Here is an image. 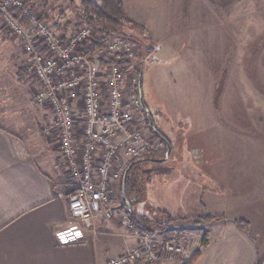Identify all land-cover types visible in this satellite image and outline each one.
Listing matches in <instances>:
<instances>
[{"label": "crops", "instance_id": "1", "mask_svg": "<svg viewBox=\"0 0 264 264\" xmlns=\"http://www.w3.org/2000/svg\"><path fill=\"white\" fill-rule=\"evenodd\" d=\"M245 2L123 0L124 15L125 9L130 14L134 12L139 20L133 26L141 31L143 41L145 37L153 38L156 53L166 59L187 51L194 52L193 60L198 62L199 56L204 53L210 60L223 61L224 66L233 61L228 70L234 72L235 56L232 57L230 52L239 53L242 62L248 56L251 58L250 64H243V70H240L248 84L230 87L215 82L211 91L209 120L219 125V134L227 142L232 141L231 145L236 139L234 137L238 136L236 133H239L237 126L240 132L246 134L264 121V85H257L254 81L264 75V42L259 40L264 32V0L256 15ZM240 8L247 15L246 23H241L245 16L237 12ZM129 21L132 22V19ZM204 30H211V34H205ZM7 35L0 27V264H107L110 258L120 255L134 243V239L107 215L103 205L92 230L76 237L70 236L66 229L70 220L67 195L72 190V182L62 168H54L59 157L55 159L45 153L38 160L33 155H25L7 126L10 125L9 116L5 115L12 106L13 111L17 108L15 104L9 106L11 104L5 103L1 88L10 87L6 78L12 71L11 61L16 48L13 43L20 45L15 37ZM143 41L142 44H147ZM207 45H211L210 49L205 47ZM25 59L29 61L26 55ZM255 60L257 65L252 62ZM210 66H207L209 71ZM217 66L219 69L220 63ZM251 68H258L259 75L251 74ZM220 71L214 69L208 76H218ZM197 124L205 125L202 116L197 117ZM252 144L260 150L259 164L249 163L240 171L246 180L217 195V198L227 196L233 200V214L221 222L208 224L211 240L198 248L200 256L193 264L213 260L216 250L211 253L209 250L215 246L216 237L220 234H223V240L227 236V240H232L237 247L235 255H223V264H255L264 258V141ZM204 194L202 191L201 196L208 198V193ZM236 219L248 223L246 231L234 225L233 220ZM175 226L184 228L179 224ZM214 231L217 233L212 235ZM178 258L159 262L176 264Z\"/></svg>", "mask_w": 264, "mask_h": 264}, {"label": "rangeland", "instance_id": "2", "mask_svg": "<svg viewBox=\"0 0 264 264\" xmlns=\"http://www.w3.org/2000/svg\"><path fill=\"white\" fill-rule=\"evenodd\" d=\"M245 1L251 10L254 9L255 15L263 2V0ZM28 3L39 13L42 10L44 13L49 14L51 20L48 21L50 23L56 20L62 26L61 28L72 29L76 10L75 4L70 0H30ZM38 6H41V9ZM62 11L65 12L64 18L59 15ZM125 11L127 23L136 25L139 18L133 11L131 14L127 9ZM237 12L244 14L243 8L237 9ZM244 16L241 23L247 22V15L244 14ZM130 19H132V22L129 21ZM0 27L5 34H8L1 21ZM150 29L151 27L149 26ZM139 32L141 31L139 30ZM207 32L209 35L211 34V30H204L205 34ZM150 34H152L151 30ZM250 36L252 37L251 34ZM10 37L14 38L13 36ZM135 38H131L134 42L130 40L134 47L130 63L128 64L129 70L125 73L123 86L127 93L134 92V85L140 76L141 86L138 89L137 96L139 99L141 98L146 107L142 112L145 116V128L149 130L146 122L147 113L155 123L154 128L161 136V139L158 138L159 141L155 140V142L159 143V148L163 147L165 143L170 148V157L166 162L153 163L148 167L145 176H149L150 181L144 185V202L140 205H134L133 210L139 213H147L149 216L154 217L155 214L152 210L159 208L169 215L183 218V220L180 219L171 224L167 229L155 231L156 236L154 237L156 239H164L177 230L186 229V231L183 230L184 232H177L185 234L189 259L198 248L205 246L203 243L207 244L211 240V236L208 233L210 225L208 224L212 225L215 222H221L224 219H228L227 216L233 214V207L231 206L233 200L227 196L217 198V195L223 193V191L226 193L230 187L232 188V186L246 180L240 171L248 166L249 163L252 165L259 164L260 150L255 148L256 144L252 143L264 141V121L259 125L257 124L246 134L240 132V127L237 126L239 133H236L238 136L234 137L236 139L231 145L232 141L230 143L227 142L219 134V125L210 122L208 116V114H211L210 102L212 100L213 83L216 82L220 86L230 87L245 86L248 84V80L243 75V71L240 70L243 64H250L251 58L248 56L246 61L242 62L239 53L230 52L232 57L235 56V68L234 72H229L228 69L232 67L233 61H229V66H224L223 61L210 60L203 53L199 56V61L196 62V60H193L194 52L190 53L187 51H183L182 54H174L166 59L164 55L156 53L157 50L154 49L153 43L155 42H152V40L154 41L152 37V40L145 37L143 41L142 33H139V35H135ZM259 40L264 42V32ZM142 41L152 46L142 44ZM260 42H256V44ZM210 46L207 45L205 47L210 49ZM13 47L16 48L11 61L12 71L10 77L6 78L9 79L10 87L1 88L4 91L2 99L5 97V103L11 104L9 106L15 104L17 108V110L13 111L14 107L12 106L10 111L7 112L8 114L5 115L9 116L10 125L7 124V126L11 128V131L16 136L19 149L25 155H33L39 158L40 155L46 153L56 159L59 157V143L53 135L46 136L43 132V127L49 115L47 110L33 101L34 91L38 88V84L29 71L30 63L28 60L26 61L18 42L13 43ZM178 48L179 46L176 49ZM252 62L257 65V60ZM217 63H220L221 66L219 69ZM210 64V71L213 72L214 69L221 70V74L209 77L210 71L208 67ZM18 71L23 74L22 77L20 73H17ZM258 71V68L257 70L256 68L250 69L251 74L259 75ZM215 73L217 74L218 71H215ZM254 81L257 85L262 86L261 83L264 85V75L259 76ZM199 116H202L205 125L197 124V117ZM198 129L200 130L197 131ZM230 145V149L226 150ZM38 160L41 159L39 158ZM132 161H126L124 168ZM123 175L121 174L120 180L112 185L113 194L103 204V208L112 220L117 221L123 227L125 234L133 238L131 229L123 222V216L126 214V208L123 204L125 200H123L122 194ZM202 191L205 194L208 193V198L201 196ZM212 194L215 195L212 196ZM99 213H97L94 222L99 217ZM205 214L223 217L224 219L196 224L195 221L197 222L199 217ZM178 224L184 228L176 227L175 225ZM133 230L137 229L133 228ZM140 230L146 231L141 228ZM216 233L215 231L214 233L211 232L212 235ZM227 239V236H225L223 240V234L216 237L215 246L209 250L210 253L216 250L213 260L210 262L201 260L200 263L223 264V255H235L237 252L236 244L232 240ZM133 246L134 243L123 252ZM158 255H160L158 260L153 261L157 263L154 264H160L159 260L167 261L174 257L181 258H178L179 261L176 264L181 262L184 264L186 262L180 255L163 254L161 250L158 251ZM172 261L175 262L176 260ZM152 263L138 261L131 264Z\"/></svg>", "mask_w": 264, "mask_h": 264}, {"label": "built area", "instance_id": "3", "mask_svg": "<svg viewBox=\"0 0 264 264\" xmlns=\"http://www.w3.org/2000/svg\"><path fill=\"white\" fill-rule=\"evenodd\" d=\"M0 21L29 59V71L38 84L33 101L49 115L43 132L53 135L60 147L54 168H62L72 182L66 229L70 236H79L93 229L124 163L160 146L151 142L145 128L141 99L123 86L129 67L120 62L130 63L134 45L112 36L90 58L83 49L100 40L92 26L66 32L41 18L27 0H0ZM109 59L114 61L100 65V60ZM123 222L131 229L134 246L107 264L152 263L159 250L188 259L184 233L156 239L155 232L141 231L127 214Z\"/></svg>", "mask_w": 264, "mask_h": 264}, {"label": "trees", "instance_id": "4", "mask_svg": "<svg viewBox=\"0 0 264 264\" xmlns=\"http://www.w3.org/2000/svg\"><path fill=\"white\" fill-rule=\"evenodd\" d=\"M75 4L76 13L74 14L72 29L78 26H92L95 29L97 35L100 36V40L95 43L88 44L84 49L83 53L90 58L93 54L101 47L104 46L105 41L112 36L129 39L134 42L131 38H135V35L141 34L136 26H133L125 20L124 10H123V0H70ZM41 9V6H38ZM64 11L59 15L64 16ZM58 15V16H59ZM40 17L45 20H51L49 14L44 13L40 10ZM64 18V17H63ZM49 22V21H48ZM51 24L64 31H70L61 28L58 21L54 20ZM134 36V37H133ZM143 36V35H142ZM136 39V38H135ZM114 60L109 59L108 61L100 60L101 66H107V64L113 62ZM121 65L127 66L125 61L120 62ZM141 71V69H140ZM23 74H21L22 77ZM125 82V81H124ZM141 79L139 76V82L134 86L133 90L136 94L140 88ZM143 103V102H142ZM146 108L143 104V109ZM146 110V109H145ZM146 122L149 128L150 140L155 142L158 138L161 139L158 131L154 128L155 123L146 113ZM162 141V140H160ZM170 148L165 145L161 148L150 149L142 158L133 160L123 168V173L126 171L125 179V193L123 196V204L126 208V214L128 219L137 227L149 231H162L167 229L171 224L183 218L174 217L169 215L159 208H155L152 212L155 214L154 217L149 216L147 213H139L133 210L134 205H140L144 202L145 190L144 185L150 181L149 176H145L148 167L153 163L166 162L169 159ZM219 219H224L223 217H217L212 215H202L199 217L196 224L198 223H210L212 221H218ZM233 223L239 229L244 231L247 230L248 223L241 219L233 220ZM206 245V243H203ZM200 256V251H195L194 254L186 260L184 264H193ZM255 264H264V258L257 261Z\"/></svg>", "mask_w": 264, "mask_h": 264}, {"label": "water", "instance_id": "5", "mask_svg": "<svg viewBox=\"0 0 264 264\" xmlns=\"http://www.w3.org/2000/svg\"><path fill=\"white\" fill-rule=\"evenodd\" d=\"M125 179H126V171L123 175V180H122V194L124 196V193H125Z\"/></svg>", "mask_w": 264, "mask_h": 264}, {"label": "bare ground", "instance_id": "6", "mask_svg": "<svg viewBox=\"0 0 264 264\" xmlns=\"http://www.w3.org/2000/svg\"><path fill=\"white\" fill-rule=\"evenodd\" d=\"M138 81H139V79H138ZM138 81H137V82H138ZM140 99H141V98H140ZM141 101H142V100H141ZM142 105H143V103H142ZM123 168H124V167H123ZM183 230L186 231V229H180V230H177V231H183ZM186 260H187V259H186Z\"/></svg>", "mask_w": 264, "mask_h": 264}]
</instances>
